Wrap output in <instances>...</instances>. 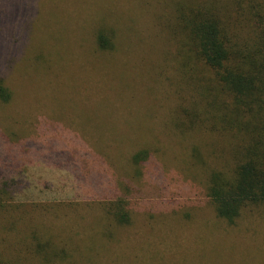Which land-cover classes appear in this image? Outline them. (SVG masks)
<instances>
[{
  "label": "rangeland",
  "instance_id": "rangeland-1",
  "mask_svg": "<svg viewBox=\"0 0 264 264\" xmlns=\"http://www.w3.org/2000/svg\"><path fill=\"white\" fill-rule=\"evenodd\" d=\"M201 3L0 0V75L14 94L11 107L0 105V168L27 205L12 231L0 224L3 260L264 264V209L246 208L230 226L207 199V170L219 164L214 138L182 135L172 148L167 132L182 98L167 48L184 60L191 46L181 16ZM230 20L244 36L245 22ZM100 31L112 51L98 49ZM189 69L206 75L194 61ZM137 146L151 153L138 168L128 162ZM114 194L129 204L127 227L107 219ZM38 243L57 256H33Z\"/></svg>",
  "mask_w": 264,
  "mask_h": 264
},
{
  "label": "trees",
  "instance_id": "trees-1",
  "mask_svg": "<svg viewBox=\"0 0 264 264\" xmlns=\"http://www.w3.org/2000/svg\"><path fill=\"white\" fill-rule=\"evenodd\" d=\"M181 17L191 48L184 60L177 48L166 50V64L177 65V87L182 89L178 91L181 104L166 130L172 136V148L182 135L214 138L215 148L209 153L219 164L207 170L206 196L215 216L232 226L246 208L264 209V0H202ZM232 17L245 22L244 36L237 34L241 32ZM95 41L100 51L113 50L107 32H98ZM191 61L201 65L206 75L191 72ZM13 101L14 94L0 75V105L9 108ZM137 147L128 162L138 168L150 162L151 153ZM188 149L194 159L201 160L198 146ZM5 173L0 168V224L11 226L12 231L15 223L24 221L20 210L27 205L16 203L14 182ZM112 199L106 203L107 219L120 227L129 226L128 202L120 196ZM44 246L35 245L32 255L42 262L57 256L50 245ZM0 264L12 263L0 256Z\"/></svg>",
  "mask_w": 264,
  "mask_h": 264
}]
</instances>
